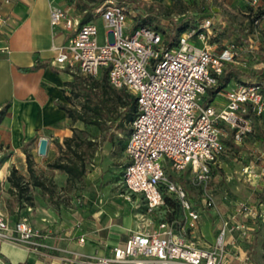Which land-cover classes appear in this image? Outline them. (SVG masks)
Returning <instances> with one entry per match:
<instances>
[{"label": "built area", "instance_id": "built-area-1", "mask_svg": "<svg viewBox=\"0 0 264 264\" xmlns=\"http://www.w3.org/2000/svg\"><path fill=\"white\" fill-rule=\"evenodd\" d=\"M96 11L108 32L103 43L95 22H81L66 9L51 7V24H63L74 32L67 42L53 46V62L90 80H99L107 72L111 86L125 88L135 97L137 115L126 142L130 161L122 174L126 197L142 194L153 211L165 205L166 192L180 203L184 221L163 220L150 229L131 230L110 254H101L61 249L47 242L43 231L27 217L11 224L0 208V242L43 250L53 264H230L228 233H247L250 228L245 218L264 220V212L255 204L240 200L230 216L220 213L219 234L206 247L190 242L186 232L190 223L199 222L204 210L215 206L210 184L213 165L228 150L223 138L231 135L236 144H242L255 132V119L264 113V82L243 81L223 90V107L206 103L205 95L219 87L227 65L240 63L238 43H229L219 51L208 45L213 17L186 29L168 45L158 29L135 26L123 3L108 0ZM258 35L254 30L248 52L257 48ZM196 37L204 41L203 46L194 42ZM169 171L174 178L168 177ZM243 171L250 174L251 165ZM188 182L201 191V207L191 199ZM85 241L84 235L79 238L80 243ZM58 250L62 254L57 255Z\"/></svg>", "mask_w": 264, "mask_h": 264}, {"label": "crops", "instance_id": "crops-1", "mask_svg": "<svg viewBox=\"0 0 264 264\" xmlns=\"http://www.w3.org/2000/svg\"><path fill=\"white\" fill-rule=\"evenodd\" d=\"M193 1L182 0V4L188 6ZM220 1L229 7L241 2H252V0ZM100 5L95 6L94 2L90 0H18L13 3H5L4 0H0V106L11 102V106L6 110L0 123V142H4L10 150L8 156L3 159L0 158L1 194H5L6 189L4 178L10 182L9 175L13 167H16L26 178L29 176L26 154L22 150L25 144H31L33 146L32 153L35 151L39 155L40 138L47 137L49 143L46 154L53 156L51 161L58 157L57 141L62 142V138L70 136V128L75 126L74 121L59 105L74 106L72 101L76 96L78 85L83 82L85 85H89L88 83L91 82L86 75L79 71L69 67L62 68L53 62L56 55L53 46L67 42L74 32L65 28L63 24L57 26L51 24V7L64 8L75 19L81 22L93 21L98 25V22L102 20L96 11ZM255 6L257 8L264 7V0H259ZM187 13L188 10L183 11L178 14L179 17L177 18L183 20L187 17ZM209 17L214 18L215 24L216 21L224 24L222 15L210 13L207 14V18ZM214 28L215 26H213L212 32ZM253 28L259 32L256 40L257 48L248 53H255L257 56V51H261V39L264 38V14L258 18ZM254 30L252 29L251 36L249 40L247 39V47L251 43ZM216 35L217 33L213 32L207 43L213 50L219 51L222 48L210 40ZM194 42L199 46L204 45V41L197 37ZM38 61L42 62L41 66L31 68ZM261 65L264 67V62L261 61ZM230 67H234L236 70L230 74L224 86L208 102L216 107L226 105L223 90L243 81H257V79L252 78L238 81L236 73H240V71L237 63L228 64L223 75ZM260 75L258 74V76ZM220 84L221 80H219ZM208 96L209 92L205 95L204 100ZM223 139L227 147H229V141L234 146L235 149L232 152L235 153V159L247 149L246 146L251 148L259 146L258 139H255L250 145L247 141L236 144L231 135L225 136ZM236 152L238 153L236 154ZM225 155L227 154L222 155V159L218 163L219 166H222L225 161ZM33 157L36 163V155ZM129 161L130 157L128 156L127 163ZM216 165L214 164L213 167L216 168ZM246 165H251L252 169L248 175L243 171ZM254 167L253 160L244 164L241 169V176L245 180L254 182L257 177L264 174L259 172V165L256 166V169ZM44 192L49 194L47 191ZM122 195L128 200L125 203L118 205L103 204L99 208L97 205L95 209L90 211L85 218V221L90 222L93 228L89 234H77L79 228L74 230L67 227L65 223L57 221L56 217L44 208H38L35 212L33 207H29L31 208L30 217L21 216L19 218L17 214H14V211L18 210L19 207L0 204V208L7 214L11 224L22 217H27L36 227H46L47 231H43L46 241L59 246L61 249H77L84 252L98 251L101 254H110L112 247L124 241L129 231L150 229L152 225H157L160 221L166 220L162 217V207L149 211L142 194L133 193L131 199H128L125 193ZM140 203H144L146 210L137 209ZM260 206L261 209L258 210L264 212V203ZM208 210L209 208L202 212V217L198 223L192 225L190 223L186 232V238L201 247H206L216 241L215 231L219 230L220 226L218 219L205 217ZM234 210L235 206L231 211L225 210L226 213L224 210L221 211L230 216ZM245 224L250 228L247 233L234 230L227 235L228 249L231 252L230 264H251V262L264 264V234L256 232L258 226L256 219L245 218ZM83 235L86 237V241L80 243L79 238ZM55 253L60 255L62 251L58 250ZM7 261H10L11 264H53L43 250L31 251L27 247L11 242H0V264H8Z\"/></svg>", "mask_w": 264, "mask_h": 264}, {"label": "rangeland", "instance_id": "rangeland-1", "mask_svg": "<svg viewBox=\"0 0 264 264\" xmlns=\"http://www.w3.org/2000/svg\"><path fill=\"white\" fill-rule=\"evenodd\" d=\"M139 0H115V2L123 3L127 9H129V19L135 20L138 10L135 9V5H141L140 14L142 16L152 17L154 24L158 26V30L162 34L167 36L170 33L175 22L186 21L194 25L201 24L207 18V14H219L222 15L224 24L216 21L213 32L217 33L215 37L210 40L215 42L219 48H224L226 45L232 42L239 44L240 50V63H237L240 73H236L237 80L241 79H257L264 82V67L261 65L260 59L255 53H248L246 50L247 39L250 38V33L254 28L251 25V21L255 17L256 11L260 7H256V4L252 2H241L235 6H227L220 0H194L188 6L183 4L169 1V0H153L144 1V4H139ZM187 17L183 20L177 19L178 14L183 11H187ZM196 26V25H195ZM99 27V41L103 43L108 32L103 27L102 20L98 22ZM237 28L242 31L243 41L238 40V33L233 29ZM252 38V37H251ZM262 40L261 52L264 54V38ZM262 71V72H261ZM260 72V76L258 73ZM82 81V80H81ZM106 88L104 81L100 80L94 87L93 92L88 85H82L81 83L77 87L79 96H75L72 104L78 108L83 109L85 103V95L92 93L93 96L102 97L103 90ZM109 106L116 112L121 110V106L114 101L113 97L108 98ZM75 126L70 128V136L75 138V143L80 145L79 151L83 155L85 161L86 174L82 178L68 179V174L64 171L52 168L48 163L53 159V156L46 154H37L34 151L33 155H36V167L40 176L47 180V184L53 189L51 194H47L44 190L37 186H28L25 192V198L23 201H19L17 194L10 191L11 183L5 182V194L0 193V204H8L11 207L14 205L19 207L14 211L17 217L29 216L31 208L36 212L38 208H44L48 210L50 214H53L57 221L65 223L67 227L71 229H78V233L89 234L93 229L91 223L85 221V218L95 207L100 205H118L128 201L124 198L122 193H128L125 186L122 183L123 168L127 163L126 154V142L128 139L126 130L122 127H118L115 130L112 141H108L106 144L102 143L104 131L95 125L85 124L82 121L73 123ZM257 125L263 130V135L259 140V146H253L251 148L246 146L244 150L235 159V153L232 152L234 146L228 143V150L225 155V161L222 166L216 165L215 171H212L213 179L211 181V190L215 200L214 208H209L205 215L208 219H218L219 214L223 213L221 210L231 211L234 208L235 203L240 200H249L257 206L259 203V194L264 192V174L257 177L254 182L245 180L241 176V169L244 164L253 160L256 166L259 165V172L264 173V115L257 120ZM66 137L62 138L64 141ZM257 139L255 135H249L246 138L247 143L252 144ZM28 148L33 151V146L28 144ZM8 147L4 142H0V158L3 159L10 153ZM253 152V153H251ZM238 152H236L237 154ZM59 155L61 152L59 151ZM58 155V156H59ZM227 156V157H226ZM56 158V157H55ZM28 179H30V173L28 172ZM191 199L196 206H202V195L198 188L193 187L189 182L186 183ZM221 208V210H219ZM138 210H146L144 203H140L137 207ZM162 217L169 219L171 212L168 208L161 210ZM226 213V211H225ZM184 211L181 209L179 220L184 221ZM257 219L262 218L257 217ZM42 231H47L46 227H40ZM264 234V222L260 231ZM215 234H219V230L215 231Z\"/></svg>", "mask_w": 264, "mask_h": 264}, {"label": "trees", "instance_id": "trees-1", "mask_svg": "<svg viewBox=\"0 0 264 264\" xmlns=\"http://www.w3.org/2000/svg\"><path fill=\"white\" fill-rule=\"evenodd\" d=\"M94 2L95 6H98L105 2L106 0H90ZM177 3L182 4V0H174ZM139 4H144L143 0L138 1ZM135 9L138 10V14L135 17L134 25L135 26H151L155 29H158V26L154 24L152 17H147V15L142 16L140 14L141 5H135ZM128 13L130 14L129 9ZM264 14V7H260L256 13L255 17L251 21L252 27L255 22L258 20L260 16ZM194 27L195 24L188 23L186 21L183 22H175L172 27L170 33L165 36L166 44H173L178 35L185 31L190 27ZM238 33V40L243 41L242 31L233 28ZM257 56L259 59L264 62V54L261 51H257ZM42 62L38 61L31 68H38L41 66ZM236 69L234 67H230L229 70L220 78L221 84L217 88L209 89V96L206 97L205 102L208 103L212 97L224 86V83L229 79V76ZM262 72V71H261ZM264 72V70H263ZM260 74V72L258 73ZM104 81L106 84V88L103 90L102 97L93 96L92 93H87L85 95V103L83 105V109L78 108L76 106L68 107L66 105H59L60 108L64 109L67 112V115L74 121H82L85 124L95 125L101 130L104 131V136L102 138V143H106L107 141H112V136L118 127H122L126 130L127 136L132 132L131 122L137 115V105L135 97L126 91L125 88L117 89L110 85L108 81V73L105 72L104 75L99 80H91L88 83L90 90L93 92L95 85L100 81ZM82 85H85L84 82ZM76 96H79L78 93H75ZM112 96L114 101H116L119 106H121V110L114 111L111 106H109L108 98ZM11 106V102L6 103L4 106H0V123L2 122L6 110ZM264 113L255 119L254 128L255 132L252 135H255L257 139H260L263 135V130L257 125V120H259ZM57 145L59 147V151L61 155H59L55 160L48 163V165L52 168H57L68 174V179H77L82 178L86 174L85 161L83 159V155L79 151L80 145L75 143V138L73 136H67L64 141H57ZM26 154V160L28 165V171L30 173V179H27L24 175H22L16 167H13L11 173L9 175V181L11 183L10 191L12 193L17 194L19 201H23L25 198V192L28 189V186L31 184L32 186H37L42 188L44 191H47L49 194L53 192V189L47 184V180L42 178L36 168L35 159L33 157V153L31 149L28 148V144H25L22 149ZM212 170L215 171V168L212 167ZM169 178H174L173 173L168 172ZM165 197V205L162 208H168L171 212V217L166 220H179V215L181 211L180 203L176 198L170 196L168 193H164ZM259 203L257 204L258 209H261L260 204L264 203V192L259 194ZM258 226L256 232H260L262 228L261 219H257ZM261 224V226H260ZM8 264H11L10 261H7Z\"/></svg>", "mask_w": 264, "mask_h": 264}, {"label": "water", "instance_id": "water-1", "mask_svg": "<svg viewBox=\"0 0 264 264\" xmlns=\"http://www.w3.org/2000/svg\"><path fill=\"white\" fill-rule=\"evenodd\" d=\"M48 143H49V140L47 137L40 138L39 148H38L39 154L45 155L47 153Z\"/></svg>", "mask_w": 264, "mask_h": 264}]
</instances>
